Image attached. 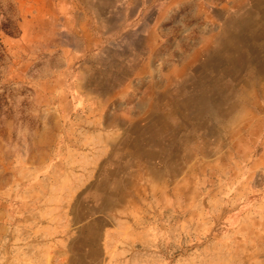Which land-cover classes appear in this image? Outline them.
I'll return each mask as SVG.
<instances>
[{
    "label": "rangeland",
    "instance_id": "1",
    "mask_svg": "<svg viewBox=\"0 0 264 264\" xmlns=\"http://www.w3.org/2000/svg\"><path fill=\"white\" fill-rule=\"evenodd\" d=\"M118 180L104 264H264V0H0V264Z\"/></svg>",
    "mask_w": 264,
    "mask_h": 264
},
{
    "label": "crops",
    "instance_id": "2",
    "mask_svg": "<svg viewBox=\"0 0 264 264\" xmlns=\"http://www.w3.org/2000/svg\"><path fill=\"white\" fill-rule=\"evenodd\" d=\"M129 142H132L130 145H134L135 148L134 150L130 149L128 156L134 158L135 162H141L143 158L141 139ZM133 178L132 175L128 176V180ZM126 180H118L111 186L114 189L109 190L108 195H112L113 199L109 197V200L106 199L107 201L77 204V211L72 218V226H76V228H73L68 235L61 239L63 246L61 249H56L51 264L105 263L107 247L105 243L110 242L112 236L121 232L126 235L127 226H132L127 221L130 204L126 203L122 195L135 193L138 186L135 185L127 189ZM122 183L124 184L123 188ZM113 240L116 239L113 238Z\"/></svg>",
    "mask_w": 264,
    "mask_h": 264
},
{
    "label": "bare ground",
    "instance_id": "3",
    "mask_svg": "<svg viewBox=\"0 0 264 264\" xmlns=\"http://www.w3.org/2000/svg\"><path fill=\"white\" fill-rule=\"evenodd\" d=\"M105 176H107V175H105ZM105 176H104V177H105ZM109 177H113V176H109ZM104 182H105V181H104ZM112 189H114V188H111L110 191H112ZM116 190H117V189H116ZM108 193H109V192H108ZM92 198H93V197H92ZM103 199H104V198H101V200H103Z\"/></svg>",
    "mask_w": 264,
    "mask_h": 264
}]
</instances>
